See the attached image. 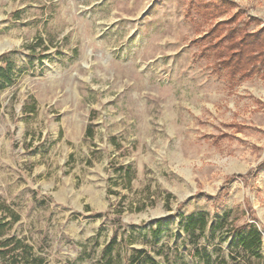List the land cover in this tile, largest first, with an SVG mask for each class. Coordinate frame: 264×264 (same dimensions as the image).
Returning <instances> with one entry per match:
<instances>
[{"label": "rangeland", "instance_id": "1", "mask_svg": "<svg viewBox=\"0 0 264 264\" xmlns=\"http://www.w3.org/2000/svg\"><path fill=\"white\" fill-rule=\"evenodd\" d=\"M212 1L264 24V0H0V241L42 264H264V80L201 53ZM245 221L259 258L230 243Z\"/></svg>", "mask_w": 264, "mask_h": 264}, {"label": "trees", "instance_id": "2", "mask_svg": "<svg viewBox=\"0 0 264 264\" xmlns=\"http://www.w3.org/2000/svg\"><path fill=\"white\" fill-rule=\"evenodd\" d=\"M230 8L227 3H216L212 1L209 4L198 5L196 9L201 10V17L205 21H210L207 32L198 42L201 47V53L207 57H212L214 61L213 71L224 70L231 79H250L252 76H259L264 80V24H260L257 19H247L239 26L236 15L228 17L226 20L216 21V19L226 13ZM226 9V10H225ZM226 11V12H225ZM252 22H256L258 28L249 30ZM6 60V58H4ZM13 63L5 61L4 66H0V87H6L12 80ZM127 175V173L125 174ZM127 183H130L131 177L126 176ZM247 177L242 175H233L228 181L233 179L245 180ZM252 216H249L251 218ZM6 224L0 225L1 229ZM207 221L203 214L189 215L182 226L183 232L198 228L202 230L206 227ZM233 228V226L231 227ZM151 234L155 238L161 231V224L156 222ZM232 244L249 251L254 257H260L262 237L259 229L248 224L245 221L241 227L233 229ZM12 245V246H10ZM21 249L22 252L17 255H10V264H42L39 258L26 255L29 247L24 246L17 239L0 241V256L5 258L9 253H15ZM22 260V263H20ZM110 264V262H107Z\"/></svg>", "mask_w": 264, "mask_h": 264}]
</instances>
